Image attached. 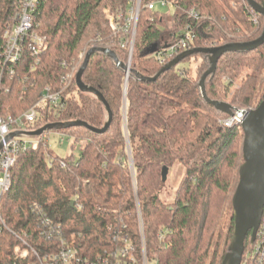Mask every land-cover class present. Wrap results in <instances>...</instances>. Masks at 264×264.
I'll return each mask as SVG.
<instances>
[{
  "label": "trees",
  "instance_id": "1",
  "mask_svg": "<svg viewBox=\"0 0 264 264\" xmlns=\"http://www.w3.org/2000/svg\"><path fill=\"white\" fill-rule=\"evenodd\" d=\"M151 1L141 0L130 61L131 70L145 78L165 65L156 53H147L153 44L160 47L164 35L188 28L195 34L194 49L252 41L263 31L264 18L246 0H167L175 6L172 14L148 10ZM254 1L264 8V0ZM18 3L0 0L1 117L27 111L45 86L62 90V78L77 67L79 53L92 42L127 63V49L121 47L127 37L112 31L103 10L114 16L125 13L130 0H40L33 18L45 48L36 57L25 50L18 62L8 66L13 71L8 75L3 70V33L13 26ZM198 57L201 62L191 72L189 65ZM180 63L154 82H141L134 73L126 82V73L112 59L93 53L81 80L108 103L112 112L108 130L100 135L83 127L51 131L70 139L71 152L64 158L53 155L41 138L22 153L11 169V186L1 198L6 227L40 254L58 251L65 242L95 259L121 249L127 239L136 264H142L143 253L149 264H220L232 238V214L224 230L218 221L222 200L233 190L242 163L243 132L241 126L221 125L226 115L200 92L199 81L210 67L208 56L193 55ZM263 63L264 44L252 52L224 54L214 74L205 79L206 97L235 109L249 108L261 81L255 74L241 75L240 70L261 71ZM224 75L226 82L221 81ZM260 96L256 106L264 100V87ZM70 121L96 129L107 121L103 105L79 92L75 80L63 91L57 110L38 108L29 129ZM174 163L185 173L173 202L166 203L160 198L165 185L161 169ZM17 243L15 236L1 232L0 264L15 263L12 248ZM250 245L248 233L244 253Z\"/></svg>",
  "mask_w": 264,
  "mask_h": 264
},
{
  "label": "built area",
  "instance_id": "2",
  "mask_svg": "<svg viewBox=\"0 0 264 264\" xmlns=\"http://www.w3.org/2000/svg\"><path fill=\"white\" fill-rule=\"evenodd\" d=\"M40 0H19L17 10L14 15L13 26L6 29L3 33L5 41L3 70L8 75L13 71L8 66L18 62L24 51L28 50L33 57L38 56L45 48V38L36 31L34 24V13ZM158 7L175 11V6L167 0H153L146 6L148 10H154ZM141 10V0H130V6L125 13H119L114 16L107 14V20L112 31H121L126 37V41L121 44L128 52V63L131 61L133 45L135 39L136 26ZM169 13V12H168ZM190 15L197 18V15L191 11ZM195 39V34L186 28L183 32L170 34L162 39L155 57L160 64H167L181 53L190 50ZM84 53L80 54L81 60ZM34 66L31 70H34ZM77 68H72L61 80L63 89L55 91L50 86H45L42 90L39 100L27 111L19 116H0V234L8 232L15 236L18 243L12 248L13 258L16 260L13 264H136V258L130 240H123V247L114 251H107L103 255L90 259L80 254L79 250L65 242H61L58 251L50 249L45 254H40L37 249L27 244V242L10 231L1 214V198L8 192L11 186V169L15 165L18 157L39 143L40 138L46 143V133L37 137L36 143L29 142L24 135L9 138L12 133L30 132V126L36 121L38 108L46 106L51 110H57L61 105L63 91L75 80ZM245 110V109H243ZM243 110L234 111L232 117L226 116L220 120L221 125L227 128L241 126ZM47 144V143H46ZM144 249V246H143ZM142 264H149L143 253ZM240 264H264V209L260 220L259 228L256 233L255 241L250 248L243 252Z\"/></svg>",
  "mask_w": 264,
  "mask_h": 264
},
{
  "label": "water",
  "instance_id": "3",
  "mask_svg": "<svg viewBox=\"0 0 264 264\" xmlns=\"http://www.w3.org/2000/svg\"><path fill=\"white\" fill-rule=\"evenodd\" d=\"M248 6L264 18V8L254 0H246ZM264 44V26L261 35L252 41L230 43L219 47L194 48L187 50L173 60L165 64L160 71L153 77H142L138 72L131 70L130 63L124 64L117 55L109 48L91 47L85 54L84 60L75 75V85L79 92L94 96L107 112V121L101 129L91 127L82 121L57 122L47 124L38 130L30 132L12 133L9 138L24 135L26 137H41L47 132L53 130H62L73 127H83L94 134H104L110 125L112 112L104 97L93 87L85 85L82 80V74L88 64L90 56L97 52L108 56L114 61L117 67L126 73V82L130 73H134L141 82H154L163 73L169 71L182 60L193 55H207L210 67L206 70L200 81V92L207 103L222 114L232 117L236 109L226 102L211 101L205 94V79L213 75L216 70L218 60L226 53H247L259 49ZM157 45L153 44L148 50V54L157 51ZM241 129L243 132L242 141V163L238 168V182L234 190L231 207L233 219L232 238L223 257L221 264H240L244 252L245 239L250 233V243L255 241L256 233L259 228L260 220L264 209V100L253 109H245L241 112ZM168 167L161 169V183L165 184L168 177ZM74 202L71 203L73 205Z\"/></svg>",
  "mask_w": 264,
  "mask_h": 264
},
{
  "label": "rangeland",
  "instance_id": "4",
  "mask_svg": "<svg viewBox=\"0 0 264 264\" xmlns=\"http://www.w3.org/2000/svg\"><path fill=\"white\" fill-rule=\"evenodd\" d=\"M157 10H161L162 12H167V13L169 12V14H172L174 12L172 10H168V9H164V8H160V7H158ZM108 12L111 13L110 10L107 9V8L103 10V15H104V17L106 19H107ZM165 36L166 35L163 36V39L166 38ZM93 44L94 43L92 42L89 48L85 47L79 53L78 62H77L78 65H77V67H74V68H77V71L79 70V68H80V66H81V64H82V62L84 60L86 52L91 47H96ZM81 53H84V56H83L82 60L80 58V54ZM200 60H201V57H198V58H196V59L191 61L190 65H189L191 72H195L196 71V68H197L198 64L201 62ZM127 63H128V60H127ZM180 64L182 66L185 63H180ZM240 73L243 76H246L248 74L258 75L259 76V80L261 81L260 87H259L260 91H259V94H258L257 98L254 100V102L251 104V106H249V108H246V109H253V108L256 107L257 101L261 98L260 94H261L262 89L264 87V85H263V82H264V63H263V67H262L261 71L255 69L253 67H243L240 70ZM226 79H227V76L224 75V76H222L221 81L222 82H226ZM230 94H232V93H230ZM237 110H243V109H237ZM47 133L48 134H45L46 135V143L48 145L49 151L53 155L61 157V158H64V157H66L67 155L70 154V152H71V150H70L71 142H70V139L68 137L60 135L58 133H54V132H47ZM25 139L27 141L33 142V143H36L38 141L37 137L36 138L28 137V138H25ZM240 163L241 162L239 161V164ZM184 173H185L184 168L178 163H174L168 169L167 181H166L163 189L160 190V198H161L162 201H164L166 203L173 202L175 194H176V191L178 190V188H179V186H180V184H181V182L183 180ZM235 178H236V180L233 183V190L229 191L226 194V196L224 197V199L222 200L224 202V204H223V206L221 208V215H220V218H219V221H218V227L223 229V230L226 228V226L228 224V220H229V218H230V216L232 214L231 199H232L234 190H235L237 182H238V168H237V171L235 173ZM230 242H229V244H230ZM229 244H228V246H227V248L225 250L224 255L227 252ZM221 251H222V248H221ZM224 255H223V257H224ZM223 257H222V260H223ZM222 260H221V262H222ZM221 262H220V264H221Z\"/></svg>",
  "mask_w": 264,
  "mask_h": 264
}]
</instances>
